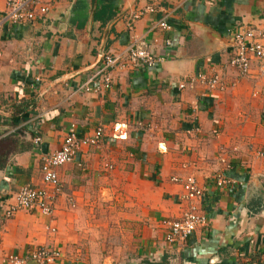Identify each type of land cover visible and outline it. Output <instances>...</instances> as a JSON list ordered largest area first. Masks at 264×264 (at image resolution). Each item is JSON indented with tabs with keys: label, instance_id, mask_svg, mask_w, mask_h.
<instances>
[{
	"label": "crops",
	"instance_id": "crops-1",
	"mask_svg": "<svg viewBox=\"0 0 264 264\" xmlns=\"http://www.w3.org/2000/svg\"><path fill=\"white\" fill-rule=\"evenodd\" d=\"M42 1L46 17L14 25L0 0V139L24 145L0 169V264L42 247L61 253L53 264H264V60H251L247 78L228 68L236 33H264V0ZM134 39L162 63L112 70L100 95L79 90L102 55L124 56ZM198 73L222 74L224 88L189 84ZM72 125L80 136L103 125V147L57 169L51 216L7 218L22 186L43 187L41 158ZM115 125L126 140L111 138ZM190 176L206 224L169 244L162 222L187 210ZM219 176L228 184L218 187Z\"/></svg>",
	"mask_w": 264,
	"mask_h": 264
},
{
	"label": "built area",
	"instance_id": "built-area-1",
	"mask_svg": "<svg viewBox=\"0 0 264 264\" xmlns=\"http://www.w3.org/2000/svg\"><path fill=\"white\" fill-rule=\"evenodd\" d=\"M50 6L42 0H5L4 14L5 20L14 25L35 23L46 17L50 12ZM152 8L137 12L130 16L128 26L131 28L133 23L139 20L145 13L152 12ZM160 29H168L167 24L161 21L156 26ZM264 37V33L256 30L245 29L236 33L234 37V52L228 63V68L234 69L239 77L247 78L250 75V63L252 59L264 60V48L257 39ZM162 63L161 58H156L148 50L145 42L134 39L127 47L124 56L102 55L100 66L97 71L88 78L79 90L83 93L100 95L111 88V71L135 70L137 68L151 69ZM259 77H264V63L259 67ZM224 77L222 74L197 75L188 78L189 84L199 85L206 90H222L224 88ZM39 82V78L35 80ZM183 88V85L181 86ZM125 129V128H124ZM114 140H126V132L121 126L113 127ZM105 139V127L98 126L91 136H80L74 125L70 126L63 142L58 150L52 154L41 158L40 175L43 187L22 186L13 196V200L5 209V216L12 217L20 210L37 213L49 217L53 213L56 196L61 190L57 169L76 161L77 157L88 148L103 147ZM39 138L34 139V144H38ZM107 169H111L107 165ZM177 183L178 178H172ZM228 181L219 176L216 185L223 187ZM183 194L181 199L189 206L179 219H168L162 222L165 233V241L175 244L187 240L198 228L206 224V216L198 211L194 202L203 197V189L198 185L192 176L182 181ZM1 240V238H0ZM61 256L57 250L45 247L39 248L26 257L10 255L6 258V264H53Z\"/></svg>",
	"mask_w": 264,
	"mask_h": 264
},
{
	"label": "trees",
	"instance_id": "trees-1",
	"mask_svg": "<svg viewBox=\"0 0 264 264\" xmlns=\"http://www.w3.org/2000/svg\"><path fill=\"white\" fill-rule=\"evenodd\" d=\"M17 137L18 135H8L0 139V169L5 167L11 155L24 149V145L20 143Z\"/></svg>",
	"mask_w": 264,
	"mask_h": 264
},
{
	"label": "water",
	"instance_id": "water-1",
	"mask_svg": "<svg viewBox=\"0 0 264 264\" xmlns=\"http://www.w3.org/2000/svg\"><path fill=\"white\" fill-rule=\"evenodd\" d=\"M92 2V1H91ZM92 5H93V3H92Z\"/></svg>",
	"mask_w": 264,
	"mask_h": 264
}]
</instances>
